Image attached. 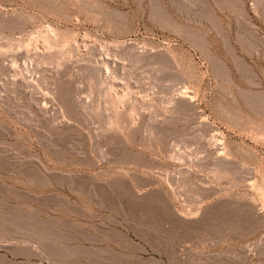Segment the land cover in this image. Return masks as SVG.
<instances>
[{
    "label": "rangeland",
    "instance_id": "1",
    "mask_svg": "<svg viewBox=\"0 0 264 264\" xmlns=\"http://www.w3.org/2000/svg\"><path fill=\"white\" fill-rule=\"evenodd\" d=\"M0 242L264 264V0H0Z\"/></svg>",
    "mask_w": 264,
    "mask_h": 264
},
{
    "label": "bare ground",
    "instance_id": "2",
    "mask_svg": "<svg viewBox=\"0 0 264 264\" xmlns=\"http://www.w3.org/2000/svg\"><path fill=\"white\" fill-rule=\"evenodd\" d=\"M17 192V191H16ZM10 195V194H9ZM111 231V230H110ZM118 231V230H117ZM17 233V232H16ZM109 233V232H108ZM117 234H119L118 232H117ZM115 235V234H114ZM122 235V234H121ZM7 236H9V235H7ZM15 236V235H14ZM20 236V235H19ZM125 236H127V235H125ZM124 236V237H125ZM13 237V236H12ZM16 237V236H15ZM130 237V236H129ZM10 238H11V236H10ZM14 238V237H13ZM112 238H113V236H112ZM14 239H16V238H14ZM117 239V238H116ZM124 239V238H123ZM129 240H131V239H129ZM8 241L9 242H11V239H8ZM115 241V243H116V240H114ZM128 241V240H127ZM121 242V241H120ZM130 242V241H129ZM119 243V242H118ZM124 244V243H123ZM123 246V245H122ZM130 246V245H129ZM134 247V246H133ZM117 248V247H116ZM135 248V247H134ZM140 248V247H139ZM107 249V248H106ZM84 250V249H83ZM142 250V249H141ZM129 251V250H128ZM134 251V250H133ZM142 251H145V250H142ZM75 252V251H74ZM86 252V251H85ZM99 252V251H98ZM103 252V251H102ZM106 252L108 253V251L106 250ZM112 252V251H111ZM122 252V251H121ZM120 252V253H121ZM94 252H92V254H93ZM96 253V252H95ZM113 253H115V250H114V252ZM126 253V252H125ZM124 253V254H125ZM97 254V253H96ZM104 254V253H103ZM74 255V254H73ZM76 255V254H75ZM100 255V254H99ZM105 255V254H104ZM118 255V254H117ZM116 255V256H117ZM120 255V254H119ZM137 255V254H136ZM139 255V254H138ZM137 255V256H138ZM89 256H91V255H88V257ZM96 256V255H95ZM100 256H102V255H100ZM115 256V255H114ZM125 256H127V255H125ZM130 257V256H129ZM19 258H25V259H29L30 258V256L28 255V254H26V255H23V253L22 252H19V251H17L16 249H14L13 248V246L11 245V243L10 244H5V243H2V242H0V264H14V263H12V261H13V259H19ZM102 258H104V257H102ZM112 258V257H111ZM130 258H132V256L130 257ZM138 258V257H137ZM140 258H141V256H140ZM144 258V257H143ZM100 259V258H99ZM134 259H135V256H134ZM139 259V258H138ZM88 260V259H87ZM103 260V259H102ZM106 260V259H105ZM109 260V259H108ZM90 261H92V259L90 258ZM104 261V260H103ZM112 261V260H111ZM116 261V260H115ZM137 261V260H136ZM28 262V261H27ZM54 262V261H53ZM102 262V261H101ZM130 262H132L131 264H143L141 261H137V262H133V261H130ZM25 263H26V261H25ZM31 262H29V264H30ZM55 263L57 264V261H55ZM97 263H98V261H97ZM104 263V262H103ZM54 264V263H53ZM67 264V263H66ZM70 264V263H69ZM99 264V263H98Z\"/></svg>",
    "mask_w": 264,
    "mask_h": 264
}]
</instances>
